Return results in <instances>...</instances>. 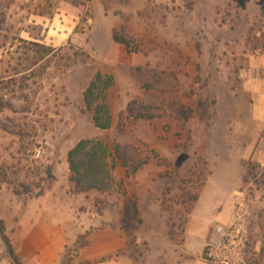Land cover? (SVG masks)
<instances>
[{
  "label": "rangeland",
  "instance_id": "rangeland-1",
  "mask_svg": "<svg viewBox=\"0 0 264 264\" xmlns=\"http://www.w3.org/2000/svg\"><path fill=\"white\" fill-rule=\"evenodd\" d=\"M260 2L0 0V264H24L14 243L21 211L41 189L69 180L66 154L83 137L128 146L112 186L88 190L87 206L116 221L123 192L140 201L134 242L124 232L136 259L148 250L137 232L152 238V222L163 220L181 242L201 213L217 217L202 250L190 253L211 264L234 253L261 264L264 116L251 115L243 76L248 54L264 44ZM170 9L180 12L170 17ZM122 24L131 50L112 38ZM97 70L114 76L107 129L94 126L83 102ZM132 99L152 107L135 112L152 117L130 114Z\"/></svg>",
  "mask_w": 264,
  "mask_h": 264
},
{
  "label": "crops",
  "instance_id": "crops-1",
  "mask_svg": "<svg viewBox=\"0 0 264 264\" xmlns=\"http://www.w3.org/2000/svg\"><path fill=\"white\" fill-rule=\"evenodd\" d=\"M168 1L173 4V0ZM260 6L264 14V0H261ZM177 12L180 11L170 9L168 15L174 17ZM248 56L244 83L254 98L253 103H250L251 115L261 118L264 116V44ZM89 194L90 191H70L69 180L64 184L56 180L43 194L28 199L21 211L17 225L19 231L14 241L19 243V254L24 264H63L66 258L70 264H211L202 261L199 254H192L190 250H202L208 238L209 223L217 215L204 216L198 213L192 216L193 220L190 219L184 231L186 238L181 242L166 235L163 220L156 226L152 222V238L149 233H136L138 239H144L148 247L147 252L138 260L126 251L127 238L119 224L123 202L116 204L117 216L114 221L109 210L99 214L87 206ZM203 196L202 190L200 199ZM152 209L160 210L158 202L152 203ZM145 223L147 219L143 224L148 226ZM156 231L160 232V236H154ZM263 235L261 241L256 240L254 255L258 254L257 251L264 254ZM232 242L230 245L236 246L238 241ZM234 255H231L233 261L224 255L219 263L242 264L250 260L243 259L238 253ZM261 264H264V256Z\"/></svg>",
  "mask_w": 264,
  "mask_h": 264
},
{
  "label": "trees",
  "instance_id": "trees-1",
  "mask_svg": "<svg viewBox=\"0 0 264 264\" xmlns=\"http://www.w3.org/2000/svg\"><path fill=\"white\" fill-rule=\"evenodd\" d=\"M128 28L122 24L119 29H113L112 38L131 50L130 40L125 35ZM114 83V76L109 72L97 70L83 91L84 107L92 111V121L95 127L107 129L112 123V110L108 101V93ZM135 107L146 112L151 109L150 105L143 104L136 99H132L127 104V110L135 117L151 118L152 113H137ZM123 148V149H122ZM122 147L115 143L110 145L103 139L93 137H83L78 139L75 144L69 148L66 154V160L69 168V181L72 183L73 192H86L90 189L103 191L112 186L115 181L113 169L116 166V158L120 164L125 165L124 158L120 157ZM146 160H142L132 165L135 171ZM121 185V181H119ZM44 189L37 192L36 196L43 194ZM123 215L121 218V227L127 234L129 242H134V230L142 223L137 199L129 197L123 192Z\"/></svg>",
  "mask_w": 264,
  "mask_h": 264
},
{
  "label": "built area",
  "instance_id": "built-area-1",
  "mask_svg": "<svg viewBox=\"0 0 264 264\" xmlns=\"http://www.w3.org/2000/svg\"><path fill=\"white\" fill-rule=\"evenodd\" d=\"M39 152V151H38ZM233 225V222L230 224V227ZM222 229H223V227L221 226V225H218L216 228H215V231L217 232V233H219V232H222ZM211 245H209V247H210ZM209 249H211V247L209 248Z\"/></svg>",
  "mask_w": 264,
  "mask_h": 264
}]
</instances>
